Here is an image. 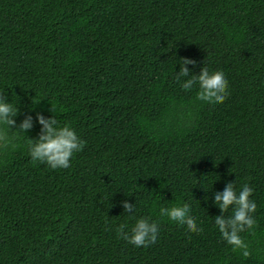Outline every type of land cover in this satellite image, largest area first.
Instances as JSON below:
<instances>
[{"label":"trees","instance_id":"1","mask_svg":"<svg viewBox=\"0 0 264 264\" xmlns=\"http://www.w3.org/2000/svg\"><path fill=\"white\" fill-rule=\"evenodd\" d=\"M181 58L224 73V103L182 88ZM0 91L28 138L40 113L85 142L67 169L23 137L0 152V264H264V0H0ZM236 181L257 204L247 258L214 223ZM184 203L202 232L160 215ZM140 218L148 247L117 236Z\"/></svg>","mask_w":264,"mask_h":264},{"label":"clouds","instance_id":"2","mask_svg":"<svg viewBox=\"0 0 264 264\" xmlns=\"http://www.w3.org/2000/svg\"><path fill=\"white\" fill-rule=\"evenodd\" d=\"M180 71L176 73L175 79L181 81L182 77H190L182 83V88L186 91L191 90L195 85L199 86L196 99L208 104H222L227 97L228 80L222 71L210 73L206 66H203L199 75L190 74L188 65L196 66V61L188 58L179 60ZM51 112L56 114L52 105ZM18 109H15L11 103L6 102L4 91H0V152L8 151L16 147V141L23 137L28 142L29 155L33 161H39L47 164L52 169H67L74 153L81 151L85 142L76 134L75 130L69 124L59 126L57 116L46 118L38 113L40 131L38 139H30L25 133L34 127L33 117L26 115L25 118L17 124ZM16 129V131H13ZM236 182H227L222 192L217 191L214 196L215 204L219 207L221 215L214 218L215 226L221 233L222 239L232 246L234 252L239 251L247 258L251 256L248 243L241 237L240 233L252 232L257 225L254 213L257 210V204L253 199V189L248 184H243L239 191L236 188ZM205 199H208L205 197ZM124 212L134 214L136 205L128 201L122 202ZM229 209H232L231 215H226ZM191 207L188 203L183 206L175 205L171 208L161 207L160 215L168 217L170 220L186 225L187 229L193 233L202 232L203 228H198L196 220L190 215ZM151 218H140L131 228V232H126V224H121L116 229L117 236L120 239L136 247H148L156 243L159 227L156 222H150Z\"/></svg>","mask_w":264,"mask_h":264}]
</instances>
